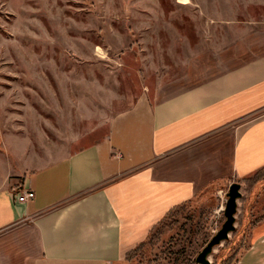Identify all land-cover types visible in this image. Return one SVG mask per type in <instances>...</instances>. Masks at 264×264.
Returning a JSON list of instances; mask_svg holds the SVG:
<instances>
[{
    "label": "rangeland",
    "instance_id": "rangeland-1",
    "mask_svg": "<svg viewBox=\"0 0 264 264\" xmlns=\"http://www.w3.org/2000/svg\"><path fill=\"white\" fill-rule=\"evenodd\" d=\"M263 26L264 0H0V186L104 139L139 97L208 69L217 49ZM229 184L173 209L118 264H198ZM258 188L241 187L228 240L240 238L217 246L211 264L246 246Z\"/></svg>",
    "mask_w": 264,
    "mask_h": 264
},
{
    "label": "crops",
    "instance_id": "crops-1",
    "mask_svg": "<svg viewBox=\"0 0 264 264\" xmlns=\"http://www.w3.org/2000/svg\"><path fill=\"white\" fill-rule=\"evenodd\" d=\"M228 43L208 69L139 97L104 139L2 184L0 264H118L172 208L233 181L260 192L229 264H264V26Z\"/></svg>",
    "mask_w": 264,
    "mask_h": 264
},
{
    "label": "water",
    "instance_id": "water-1",
    "mask_svg": "<svg viewBox=\"0 0 264 264\" xmlns=\"http://www.w3.org/2000/svg\"><path fill=\"white\" fill-rule=\"evenodd\" d=\"M241 184L233 181L226 192V201L223 209L225 220L221 227L210 237L206 244L197 253L195 261L198 264H211L210 255L223 241H226L230 233L235 229V214L237 212V200L241 196Z\"/></svg>",
    "mask_w": 264,
    "mask_h": 264
},
{
    "label": "built area",
    "instance_id": "built-area-1",
    "mask_svg": "<svg viewBox=\"0 0 264 264\" xmlns=\"http://www.w3.org/2000/svg\"><path fill=\"white\" fill-rule=\"evenodd\" d=\"M34 196V192L31 189H26L23 192L20 190H15L14 191V199L16 201H23L28 198H32Z\"/></svg>",
    "mask_w": 264,
    "mask_h": 264
},
{
    "label": "trees",
    "instance_id": "trees-1",
    "mask_svg": "<svg viewBox=\"0 0 264 264\" xmlns=\"http://www.w3.org/2000/svg\"><path fill=\"white\" fill-rule=\"evenodd\" d=\"M254 177H255V179H260V180L264 179V167H263L262 169L258 170V171L255 173V176H254ZM21 179H22V177H21ZM21 179H20V180H21ZM180 205H183V204H180ZM180 205L175 206V207L172 208L168 213H170L173 209H175L176 207H178V206H180ZM168 213H167V214H168ZM160 221H161V220H160ZM160 221H159V222H160ZM151 231H152V230H151ZM150 233H151V232H150ZM149 235H150V234H149ZM149 235H148V236H149ZM226 242H228V241H226ZM141 245H142V243H140L138 246H141ZM138 246H137V247H138ZM137 247H136V248H137ZM136 248H134L133 250H131L130 252H128L127 255H126V257H128V255H129L132 251H134ZM226 264H229V263L226 262Z\"/></svg>",
    "mask_w": 264,
    "mask_h": 264
}]
</instances>
